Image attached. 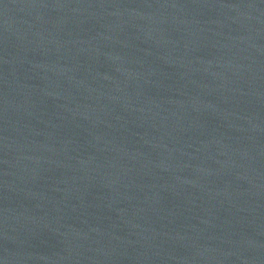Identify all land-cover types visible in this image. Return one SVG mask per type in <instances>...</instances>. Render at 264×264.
Listing matches in <instances>:
<instances>
[{
  "label": "water",
  "instance_id": "1",
  "mask_svg": "<svg viewBox=\"0 0 264 264\" xmlns=\"http://www.w3.org/2000/svg\"><path fill=\"white\" fill-rule=\"evenodd\" d=\"M0 264H264V0H0Z\"/></svg>",
  "mask_w": 264,
  "mask_h": 264
}]
</instances>
